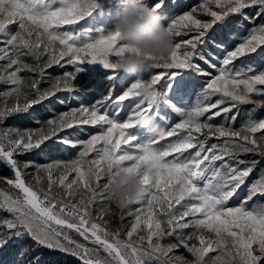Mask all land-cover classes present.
<instances>
[{"label":"snow or ice","instance_id":"6c2138e0","mask_svg":"<svg viewBox=\"0 0 264 264\" xmlns=\"http://www.w3.org/2000/svg\"><path fill=\"white\" fill-rule=\"evenodd\" d=\"M147 6L174 46L167 57L147 59L155 61L152 69L168 71L44 117L34 107L74 91L79 67L42 89L46 69L65 58L88 60L109 70L111 80L115 60L135 49L120 44L117 32L75 30L96 0H0V86H6L0 87V125L17 116L35 125L0 127V165L12 173L0 174L7 186L0 187V264H48L56 253L80 264H264V169L249 182L260 161L241 158L264 159V117L250 113L236 127L241 106L264 110V0H147ZM201 13L211 19H199ZM64 26L74 27L61 31ZM182 36L188 38L173 39ZM194 78H204L198 89ZM161 82L159 105L141 102L138 89ZM143 113L163 124L166 135L134 143L129 130ZM84 126L100 128L93 134ZM211 138L221 142L209 145ZM34 152L49 162L17 158ZM120 172L138 174L146 191L135 202L141 206L128 212L127 230L112 232L105 216L112 214L109 186ZM180 248L193 259L171 255Z\"/></svg>","mask_w":264,"mask_h":264},{"label":"rangeland","instance_id":"374dc122","mask_svg":"<svg viewBox=\"0 0 264 264\" xmlns=\"http://www.w3.org/2000/svg\"><path fill=\"white\" fill-rule=\"evenodd\" d=\"M186 4L188 5H196L201 2V0H185ZM97 7L93 10L91 16L87 18L86 22H81L79 26L75 27L76 31L83 30L86 27H90L94 30H98L97 34L99 32H102L103 34L107 35L111 32L114 31V22L118 18V10L119 9H104V6L106 5H114V4H109L107 0H96ZM119 7V6H118ZM214 7V6H213ZM215 10V9H214ZM108 11V12H107ZM198 18L204 21L210 20L211 17L204 15V14H199ZM257 24L261 23V20L256 21ZM16 25L11 26L12 30H16ZM74 26H64L61 31L64 30H72ZM250 27V25H246L245 28L240 32V36L246 35L247 29ZM188 37H174V41H180L183 39H187ZM239 39L233 41V43H238ZM28 63H35L30 57L25 58ZM47 57H44L41 61V63H44L46 61ZM246 61L241 60L237 61V65L239 66L242 63H245ZM76 67H79V71L76 72V78L73 81V84L75 85V90L74 91H61L58 92L56 97H53L49 99L48 101H45L42 105L35 106L33 111L41 116L48 117L51 115L52 112H62V111H67L69 106L75 107L78 105H89L95 103L97 100L102 99L109 90L114 89L115 86L118 84L121 87H123L125 84H128L137 77H142L144 79L149 78L150 75L154 73H160L168 70L164 69H151L149 72H144V73H138L136 75L133 74H127L124 72H119L117 71L114 79H109L110 76L113 74L109 71L106 70L99 62H89L88 60H85L82 64L77 62V64H69L67 63V58L64 59V61L61 62L59 66H54L51 68H48L44 71V78L42 82L40 83V87L42 89L48 88L51 86V80L56 77L62 76L65 72H75ZM21 76L23 77H33L35 79H40V77L35 74V73H29V72H22ZM204 78H194L193 79V85L198 89L200 83L202 82ZM30 82V81H29ZM0 87H6V86H0ZM159 92H162L164 90V84L161 82L157 87H156ZM119 91V89H117ZM74 92H78L80 94V98L75 103L70 102V98L72 97ZM61 96H63L61 98ZM196 95L194 94L191 98V103L194 104L196 102ZM61 99H64L66 103L64 105L60 104L59 101ZM215 99V97L213 98ZM55 103V105H54ZM161 107H163L161 105ZM252 105H244L241 106L240 108V115L239 119L236 121V127H239L241 122L246 120L251 113V117L253 119H260L261 117H264V110H258L256 112H252ZM103 112V110H102ZM127 109H125V113H122L120 116V119L123 120L124 115L126 114ZM171 120L173 122H178V118L173 115L171 117ZM215 124L221 123L220 119H216L213 121ZM13 124H18L20 126H31L35 127V125H31L29 123V120L25 116H17L11 119H8L4 125H0V127H7L9 125ZM157 124L161 127L164 128V125L161 124L159 121H157ZM88 132L95 134L100 126H84ZM129 134L132 136L137 137V141L134 143H139V142H146L148 137L150 136V133L146 131L144 128L135 126L133 129L129 130ZM84 138H87L85 136ZM201 139H204L203 136L200 137ZM175 137L168 138V140H174ZM167 141H162L161 143H166ZM221 141L211 138L208 140V144L211 145L213 143H220ZM19 160H35L39 163H46L49 162V157H46L44 155H41L39 153H31L28 155L24 156H19L17 157ZM242 159L245 160H251L252 155L249 156H244L241 157ZM31 171V170H30ZM260 172L254 171L252 176L249 178V182L252 180L256 179ZM0 174L4 176H12V173L2 165H0ZM31 182V178L27 177ZM0 187L2 188H7L6 185L0 184ZM46 187V185H45ZM8 191H13L12 189L8 188ZM15 194V193H14ZM236 201H232V204H235ZM141 205L138 203H133L129 205L127 208L124 209H119L116 208L115 205L110 204L109 207L111 208V215L105 216V220L110 221L108 224V228L110 231L115 232L117 229H120L123 225L124 231L127 230V226L131 223L132 217L128 215L129 211H135L136 208L140 207ZM99 208V205H94V211H93V216L95 218L96 215H98V212L96 209ZM124 216L123 222H121V216ZM75 236V234L73 233ZM76 239L80 240L81 238L79 236H75ZM124 238L123 233L121 234V239ZM169 240H165L164 243L167 244L169 243ZM60 254V253H57ZM62 256H66L61 254ZM101 255H104L103 252H101ZM171 255H184L186 259L192 260L193 257L188 254L183 248L178 249ZM210 255H215V253H212ZM79 261V260H78Z\"/></svg>","mask_w":264,"mask_h":264},{"label":"clouds","instance_id":"9594fccd","mask_svg":"<svg viewBox=\"0 0 264 264\" xmlns=\"http://www.w3.org/2000/svg\"><path fill=\"white\" fill-rule=\"evenodd\" d=\"M109 4L119 6L118 18L114 22V31L118 41L135 51L126 52L115 60L117 71L136 75L149 72L154 60L147 57H167L173 51L172 37L159 17L147 6V0H107ZM137 78H140L139 76ZM141 102L156 107L160 102V92L154 86L145 83L138 89ZM136 126L144 128L158 137L166 135L165 129L148 113L138 114ZM146 188L135 172H120L115 175L109 186L111 204L124 209L141 200Z\"/></svg>","mask_w":264,"mask_h":264},{"label":"trees","instance_id":"16d2710c","mask_svg":"<svg viewBox=\"0 0 264 264\" xmlns=\"http://www.w3.org/2000/svg\"><path fill=\"white\" fill-rule=\"evenodd\" d=\"M104 9H119L118 5H106L104 6ZM108 12V11H107ZM63 96H61L62 98ZM78 98H80V94L78 92H74L72 97L70 98L71 103H75ZM55 105V103H54ZM251 160H258L260 163L258 164L255 171L260 172L261 169H264V159H261L260 156H252ZM7 259V257H5ZM48 264H80V261L77 259H74L71 256H62L61 254H51L46 257Z\"/></svg>","mask_w":264,"mask_h":264}]
</instances>
